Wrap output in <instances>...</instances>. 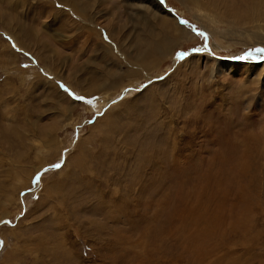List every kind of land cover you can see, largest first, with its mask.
Listing matches in <instances>:
<instances>
[{
  "label": "rangeland",
  "instance_id": "374dc122",
  "mask_svg": "<svg viewBox=\"0 0 264 264\" xmlns=\"http://www.w3.org/2000/svg\"><path fill=\"white\" fill-rule=\"evenodd\" d=\"M156 1L140 64L149 0H0V264L264 261V30Z\"/></svg>",
  "mask_w": 264,
  "mask_h": 264
},
{
  "label": "bare ground",
  "instance_id": "6f19581e",
  "mask_svg": "<svg viewBox=\"0 0 264 264\" xmlns=\"http://www.w3.org/2000/svg\"><path fill=\"white\" fill-rule=\"evenodd\" d=\"M205 1H203V3H206V5H204L202 2L201 5L200 4L197 5H199L201 8L210 9L211 11H213L215 17L213 16L214 18L212 17L210 18L211 22H216L215 19L218 18L219 20H225L226 22L231 24L232 27L238 28V30H243L244 32H246L249 28L250 30L252 29L264 30V13L260 12L261 3L263 4L262 0H214V1L205 0ZM149 2L150 5H153L159 11V13L154 12L153 10L150 11L147 10L146 13L139 16L140 20L138 21L142 25L143 32L144 33L147 32L146 35L143 34L142 36H140L139 42L135 45L136 61H139L140 64H143L145 62V59L148 57L168 56L171 53L173 55L176 49L174 47L178 45V41L183 39L185 42V41H190L192 40V38H194V36L191 33H189V31L185 27H181L178 25L179 22L177 23V21L175 20L176 18L174 19V17H172L168 12L167 13L164 12L162 8L163 6H161L156 0H149ZM216 6L218 8H216ZM147 8L149 9L148 6ZM234 31L235 30H232L231 28V30L228 33L230 32L233 33ZM228 33L226 32L225 34L224 33L219 34V36L224 37V39H226L225 36H228L229 35ZM228 37H230V35ZM260 38H264V37L260 36ZM122 44L123 43H120L119 45L114 44L112 48L114 50L117 49L116 51L120 52L121 51L120 47H123ZM215 47L217 48L218 45L216 44ZM120 55L122 56L124 54L120 52ZM128 55L130 56L129 53L127 55H124L126 61L128 59ZM193 58H196V56L190 58L189 61H191ZM197 59L200 61L201 59L203 60L206 59V57L200 55L197 56ZM209 61H215V59H210L209 57H207V62ZM128 63H131L128 65L131 66V69L132 68L135 69L137 67L136 63H132L131 61H128ZM255 67L257 66L253 64V62L252 64L250 65L248 64L246 66L248 71L249 72L251 71L252 73ZM261 75H262V70L259 74H257V76H259L260 78ZM262 264H264V261L262 262Z\"/></svg>",
  "mask_w": 264,
  "mask_h": 264
},
{
  "label": "snow or ice",
  "instance_id": "6c2138e0",
  "mask_svg": "<svg viewBox=\"0 0 264 264\" xmlns=\"http://www.w3.org/2000/svg\"><path fill=\"white\" fill-rule=\"evenodd\" d=\"M181 22L182 23H187V21H181ZM197 34L201 35V36H205V33H203V32H198ZM252 52L257 53V54H264V48H259V47L255 48V49L252 50ZM239 58L240 59H247L248 55L246 54V55L241 56ZM261 58L264 59V56H261ZM76 98L77 99H81V100L85 99L84 97H76ZM53 167L59 168V167H61V164L57 163V164L53 165ZM36 179L37 180L39 179V174H38ZM5 223H10V221H6Z\"/></svg>",
  "mask_w": 264,
  "mask_h": 264
}]
</instances>
